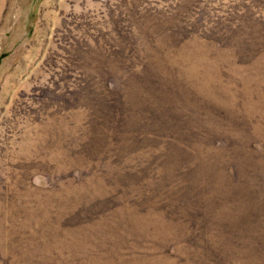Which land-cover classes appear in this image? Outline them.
<instances>
[{
	"label": "rangeland",
	"instance_id": "obj_1",
	"mask_svg": "<svg viewBox=\"0 0 264 264\" xmlns=\"http://www.w3.org/2000/svg\"><path fill=\"white\" fill-rule=\"evenodd\" d=\"M0 264H264V0H0Z\"/></svg>",
	"mask_w": 264,
	"mask_h": 264
}]
</instances>
